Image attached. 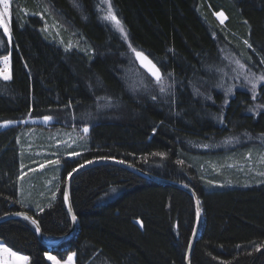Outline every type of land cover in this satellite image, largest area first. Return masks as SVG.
<instances>
[{
  "label": "trees",
  "instance_id": "trees-1",
  "mask_svg": "<svg viewBox=\"0 0 264 264\" xmlns=\"http://www.w3.org/2000/svg\"><path fill=\"white\" fill-rule=\"evenodd\" d=\"M110 1L132 47L181 87L165 104L127 88L128 48L100 18L97 0H11L10 40L0 27V58L10 57V79L0 78V216L25 211L44 240L55 241L71 227L68 174L87 161L115 159L195 191L201 222L190 264H264V180L208 188L196 164L244 147L247 136H261L264 147V109L257 107L264 81L255 98L241 89L227 100L217 89L198 98L191 89L213 84L223 50L264 72V0ZM47 11L80 40L77 48L67 46L69 35L59 43L46 33ZM70 126L88 129L75 149L80 156L62 158L49 192L20 195L19 131ZM69 195L76 229L68 240L47 246L31 221L10 217L0 221V241L27 264H50L48 252L61 259L72 252L75 264H186L196 220L187 191L98 164L74 176Z\"/></svg>",
  "mask_w": 264,
  "mask_h": 264
},
{
  "label": "rangeland",
  "instance_id": "rangeland-1",
  "mask_svg": "<svg viewBox=\"0 0 264 264\" xmlns=\"http://www.w3.org/2000/svg\"><path fill=\"white\" fill-rule=\"evenodd\" d=\"M109 4L113 13L116 15L114 8L110 0H97V6L99 10V16L103 22L109 25L115 30L119 36L125 41L128 48V52L125 55V62L127 68H124V80L127 88L134 94L139 95L138 97H144L147 95L156 96L162 104L167 102V98L173 92H177L181 84L176 80L172 79L169 74H165L161 71L162 83H157L153 80L138 64L135 53H133L132 45L128 39L127 31L122 25L124 32L122 33L116 27V25L109 19H105L107 15ZM11 0H9V9L6 15L0 16L4 22L10 23L11 15ZM4 13L3 4L0 3V14ZM215 16L219 23L225 21V15L218 17ZM48 17L45 19V31L47 34L52 35L59 43H63L65 35H69L68 47L77 48L80 40L76 39L72 32H68L67 28L64 27L62 21L57 19L54 14L51 15L47 11ZM117 17V16H116ZM221 20L223 22H221ZM3 30V27H1ZM4 31V30H3ZM5 34V33H4ZM9 40V36L5 34ZM126 36V38H125ZM131 45V47H129ZM135 49V48H134ZM219 67L215 69L214 76H211L212 85H202L203 88L191 87L193 94L198 98L204 94L206 97L211 96L210 92L212 89L221 91L226 97L232 96L235 90L241 89L248 91L251 95H257L258 87L262 81H256L255 77L260 75L249 70L245 64L233 53L223 50L221 52ZM6 57V56H4ZM0 58V78H3L2 73L7 71L10 76V57L7 68L2 63L3 58ZM237 61L239 63H237ZM243 65L244 67H241ZM252 74H255L253 76ZM248 79H245V77ZM249 80L256 84L255 93H253V85L249 83ZM179 84V85H178ZM179 86V87H178ZM161 87L164 91L161 92ZM232 88V92L229 94L227 90ZM208 91V92H207ZM202 92V93H201ZM210 92V93H209ZM204 100V99H203ZM210 100V99H208ZM261 104V105H260ZM258 109H264V103H260ZM87 127L70 126V129L63 127L56 128L54 131L48 128H22L17 136V141L21 151V166L22 175L20 179V195L30 196L33 192H37L43 187V192H49L48 190L56 181V167L60 172V166L62 165V158L73 159L80 156L81 152L76 151L78 147H82V141ZM248 141L244 147H236V145L229 146L227 149H222L219 153L208 155V158L198 159L197 165L202 170L203 183L208 188H221L232 185H246L254 182H260L264 180V147L262 146L261 136L246 137ZM259 141V142H256ZM228 143V142H227ZM199 146V145H198ZM76 149V150H75ZM55 156L53 162L46 161ZM58 161V163H56ZM35 192V193H36ZM4 247L10 249L0 241ZM12 252V249H10ZM18 256H26L15 252ZM55 257L59 264H75L74 253L70 252L65 258H59L52 253H46L45 257L54 264L53 260L48 257ZM72 256L71 262L68 261V257ZM27 257V256H26ZM0 264H24L23 261L16 260L15 257L10 256L8 253L0 251Z\"/></svg>",
  "mask_w": 264,
  "mask_h": 264
},
{
  "label": "water",
  "instance_id": "water-1",
  "mask_svg": "<svg viewBox=\"0 0 264 264\" xmlns=\"http://www.w3.org/2000/svg\"><path fill=\"white\" fill-rule=\"evenodd\" d=\"M141 52V51H139ZM144 56H146L144 53H143ZM147 57V56H146ZM135 58L139 64V66L153 79L155 80L154 77L151 76V74L142 66L141 64V61L136 57L135 55ZM148 58V57H147ZM149 59V58H148ZM151 61V59H149ZM152 62V61H151ZM153 63V62H152ZM154 64V63H153ZM157 67V66H156ZM158 68V67H157ZM159 69V68H158ZM160 73H161V70L159 69ZM89 161L87 162H84L82 164H79L78 166H76L74 169H76L75 172H73V170L70 172L72 173L71 177L67 176V179H66V184H65V193H67V201H65V196H64V201H65V206H66V210L68 212V215L70 217V220H71V227H70V230L65 234L63 235L62 237H60L59 239L55 240V241H46L44 240L43 238V235H42V232H41V228L39 226V223L37 222L38 226H39V231H37V236H38V239L45 245L47 246H54V245H58V244H61L63 242H65L66 240H68L70 238V236L74 233L75 229H76V220L73 221L72 217L75 216L74 213H73V210H72V207H71V202H70V185H71V181L72 179L74 178V176L79 173L80 171L84 170V169H87L89 167H92V166H95V165H98V164H113V165H118V166H121L123 168H126L130 171H132L133 173L139 175V176H142V177H146L150 180H154V181H158V182H162V183H167V184H170L172 186H175V187H178V188H181L185 191H187L192 197H193V200H194V204H195V211H196V220H195V225H194V229H193V232L191 234V238H190V241H189V244H188V247H187V250H186V255H185V263L186 264H190V258H191V253H192V250L194 248V245H195V242H196V239H197V236L199 234V229H200V222H201V209H200V205H199V201H198V197L195 193V191L188 185L184 184V183H181V182H177V181H170V180H165V179H160V178H156L152 175H149L147 173H145L144 171L140 170L139 168H136L134 166H131V165H127L125 163H122L120 161H117L115 159H104V158H101V159H94V160H91V163H88ZM83 165V167H81ZM64 193V194H65ZM17 213H19L20 215H17ZM10 217H28L27 219L29 221L32 222V220H35L29 213L25 212V211H17V212H11V213H7V214H4L2 216H0V221L6 219V218H10ZM37 221V220H35ZM34 225V224H33ZM35 228H37V225H34Z\"/></svg>",
  "mask_w": 264,
  "mask_h": 264
},
{
  "label": "snow or ice",
  "instance_id": "snow-or-ice-1",
  "mask_svg": "<svg viewBox=\"0 0 264 264\" xmlns=\"http://www.w3.org/2000/svg\"><path fill=\"white\" fill-rule=\"evenodd\" d=\"M0 3L3 4V8H4V13L0 14V16L6 15L8 13V9H9V0H0ZM217 15H218V17H222L223 13H219ZM105 19L111 20L116 25V27L119 29V31H121L122 33L124 32V29H123V27L121 25V22L116 17V15L113 13L110 4H109L107 15L105 16ZM221 22H223V21L221 20ZM0 27H3L4 33L9 36V40H10L11 39V35H10V30H9V24L4 22L3 19H0ZM125 38H126V36H125ZM0 42H2V41H0ZM245 43L247 44L248 42L245 41ZM129 47H131V45H129ZM248 47H252V46L249 44ZM132 51H133V53H135L136 57L141 61L142 66L151 74L152 77L155 78L156 82L157 83H162V76H161V73H160L159 69L156 67V65L153 64L146 56H144L142 52H139V51H137L134 48L132 49ZM261 62L264 63V61H261ZM2 63L7 68V65L9 64V57H7V56L4 57ZM237 63H239V62L237 61ZM241 67H244V66L241 65ZM2 75H3V78L5 80L10 79V76H9L7 71H4L2 73ZM169 75H171V74H169ZM252 75L255 76V74H252ZM245 79H248V77L246 76ZM255 80L256 81H264V72H262L260 76L255 77ZM249 83H252V85H253V93H255L256 84L253 81H251V80H249ZM163 91H164V88L161 87V92H163ZM227 92L230 94L232 92V88H229L227 90ZM153 98L155 99V97H153ZM253 98H255V94H254ZM44 119L48 120V119H50V117H45ZM6 123H11V122H6ZM85 131H87V129H85ZM156 155L163 156L164 154L163 153H157ZM56 163H58V161ZM88 163H91V161H89ZM178 163H182V162L178 161ZM81 167H83V165ZM75 171H76V169H73V172H75ZM71 175H72V173H69L70 177H71ZM64 196H65V201H67V193H65ZM17 215H20V214L17 213ZM25 218L27 219L28 217H25ZM72 219H73V221H75L76 217L73 216ZM32 223L34 225H37L36 230L39 231V226L37 224V221L32 220ZM0 251L6 252L10 256L15 257L16 260L23 261L24 264H27L28 257H26V256H18L15 252H12L10 249L4 247L2 244H0ZM48 258L50 260H53L54 264H59V261H57L55 257L49 256ZM72 259H73L72 256L68 257V261L69 262H71Z\"/></svg>",
  "mask_w": 264,
  "mask_h": 264
}]
</instances>
